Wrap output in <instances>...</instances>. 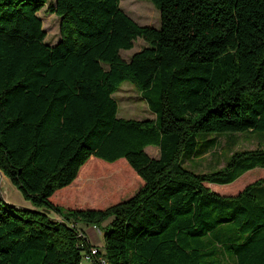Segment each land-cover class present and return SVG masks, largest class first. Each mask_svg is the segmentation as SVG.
<instances>
[{
	"label": "trees",
	"instance_id": "1",
	"mask_svg": "<svg viewBox=\"0 0 264 264\" xmlns=\"http://www.w3.org/2000/svg\"><path fill=\"white\" fill-rule=\"evenodd\" d=\"M119 1L55 0L60 40L48 46L37 15L48 0H0V171L31 206L0 202V264H81L92 247L78 224L109 218L92 264H264V177L245 183L264 150L210 174L183 167L202 134L264 133V0H148L158 29ZM138 39L147 47L123 61ZM125 82L155 120L117 117ZM118 164L122 184L141 183L125 200L84 209L63 195L81 171Z\"/></svg>",
	"mask_w": 264,
	"mask_h": 264
},
{
	"label": "rangeland",
	"instance_id": "2",
	"mask_svg": "<svg viewBox=\"0 0 264 264\" xmlns=\"http://www.w3.org/2000/svg\"><path fill=\"white\" fill-rule=\"evenodd\" d=\"M55 0H48L46 6L37 14L42 22L45 32V44L54 46L60 40V20L49 12L50 7L54 6ZM120 9L137 25L158 29L160 27L159 12L148 0H120ZM147 47L141 39L134 42L133 48L128 51H121L120 57L123 61L128 62L131 57ZM104 69H107L104 66ZM118 104L117 117L124 120H155V114L149 110L141 94L128 82L123 83L113 94ZM199 140V154L183 158V167L196 174H210L222 170L226 167L231 155L236 152L250 151L255 149L264 150V133H243V134H202ZM146 154L157 159L159 152L157 148L148 147L145 149ZM106 164V163H105ZM105 174L100 176L88 170L81 171L76 182L63 194L65 196H77L81 199L78 205L81 208H106L109 205L125 200L134 194L141 186L140 181L134 174H127V184H122L115 176L114 171H124L126 165L118 164L115 167L107 168ZM110 175V176H109ZM264 177V171L253 173L245 183ZM237 187L223 188L218 190L222 195H231L238 191ZM0 191L13 207L27 208V203L21 194L10 183L3 178L0 185ZM5 200V199H4ZM0 202L5 201L0 199ZM7 204V203H6ZM8 205V204H7ZM77 208V207H74ZM112 218L102 223L99 229L91 224L79 223L78 232L83 234L90 246L103 250V234L111 223ZM96 246V247H95ZM81 264H91L82 258ZM218 264H234L229 257H220Z\"/></svg>",
	"mask_w": 264,
	"mask_h": 264
},
{
	"label": "built area",
	"instance_id": "3",
	"mask_svg": "<svg viewBox=\"0 0 264 264\" xmlns=\"http://www.w3.org/2000/svg\"><path fill=\"white\" fill-rule=\"evenodd\" d=\"M98 253V250L96 248L90 249V253L86 254L83 258L87 262H92L93 257ZM99 264H105V262L102 259H99L98 261Z\"/></svg>",
	"mask_w": 264,
	"mask_h": 264
},
{
	"label": "water",
	"instance_id": "4",
	"mask_svg": "<svg viewBox=\"0 0 264 264\" xmlns=\"http://www.w3.org/2000/svg\"><path fill=\"white\" fill-rule=\"evenodd\" d=\"M3 178H5V177L3 176V174H2L1 171H0V185H1L2 181H3ZM5 179H6V178H5ZM6 180H7V179H6ZM0 199L3 200V201H5V200H4V197H3L2 194H1V191H0ZM5 203H7V202H5ZM9 206L13 207L12 205H9Z\"/></svg>",
	"mask_w": 264,
	"mask_h": 264
},
{
	"label": "crops",
	"instance_id": "5",
	"mask_svg": "<svg viewBox=\"0 0 264 264\" xmlns=\"http://www.w3.org/2000/svg\"><path fill=\"white\" fill-rule=\"evenodd\" d=\"M4 199H5V202H7L8 205H12V204L9 203V201H8L6 198H4ZM15 207L18 208L17 206H15ZM19 208H20V207H19ZM27 208H31V206L28 205ZM95 247H96V246H95ZM91 264H92V263H91Z\"/></svg>",
	"mask_w": 264,
	"mask_h": 264
}]
</instances>
